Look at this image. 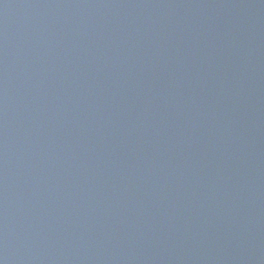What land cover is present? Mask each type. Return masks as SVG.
Here are the masks:
<instances>
[{
  "label": "water",
  "instance_id": "water-1",
  "mask_svg": "<svg viewBox=\"0 0 264 264\" xmlns=\"http://www.w3.org/2000/svg\"><path fill=\"white\" fill-rule=\"evenodd\" d=\"M0 264H264V0H0Z\"/></svg>",
  "mask_w": 264,
  "mask_h": 264
}]
</instances>
